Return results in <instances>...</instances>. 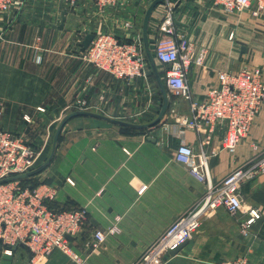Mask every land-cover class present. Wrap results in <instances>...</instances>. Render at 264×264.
<instances>
[{"label": "crops", "instance_id": "1", "mask_svg": "<svg viewBox=\"0 0 264 264\" xmlns=\"http://www.w3.org/2000/svg\"><path fill=\"white\" fill-rule=\"evenodd\" d=\"M152 1L123 0L101 16L91 0H79L74 8L62 0H26L20 10L0 13V127L22 133L39 150L35 168L51 154L65 116L82 110L79 99L87 102L83 110L129 123L150 124L157 118L163 94L148 59L144 74L127 82L95 68L82 45L85 34L108 31L129 41L141 32L144 45L143 19ZM170 1L175 7L176 38L192 45L187 77L193 99H203L218 85L219 71L259 67L264 81V7L256 16L254 5L240 19L212 0ZM165 7L164 2L157 5L149 22L153 56ZM63 11L66 21L60 28ZM204 47L206 57L197 64L194 59ZM155 64L164 82V65L156 59ZM168 97L163 119L147 128L94 116L70 118L51 163L27 178L55 189V207L86 210L85 226L73 243L86 264L138 262L177 218L203 199L205 184L176 159L180 143L208 153L214 183L264 154V102L249 134L230 152L221 144L225 123L212 130L204 124L199 132L182 123L183 116L191 117L189 101L169 91ZM240 195L237 215L219 207L164 264H222L241 256L251 264H264V173L245 182ZM250 207L259 208L263 216L244 233L241 223ZM95 229L106 232L96 248L90 245ZM8 248L0 242V264H31L25 244L11 246V254L6 253ZM39 264L75 263L55 248Z\"/></svg>", "mask_w": 264, "mask_h": 264}, {"label": "built area", "instance_id": "2", "mask_svg": "<svg viewBox=\"0 0 264 264\" xmlns=\"http://www.w3.org/2000/svg\"><path fill=\"white\" fill-rule=\"evenodd\" d=\"M69 7L78 5L79 0H62ZM97 11L104 13L116 8L123 0H91ZM225 12H239L249 8L259 15L264 0H212ZM26 0H0V13L20 10ZM165 11L158 25L154 56L164 65V83L167 90L189 101L191 117H184L182 123L201 132L203 125L210 129L223 122L226 131L221 144L234 152L240 142L249 134L252 124L264 102L263 71L259 67H242L238 72L219 71L218 85L210 88L203 99H193L188 82V67L192 63L191 43L176 38L177 26L174 4L166 0ZM131 26V24H129ZM87 35V34H85ZM84 35V38H85ZM207 48L194 59L203 63ZM86 59L98 70L106 71L115 78L130 81L144 74L147 65L141 32L129 41L114 32H94L90 45L83 50ZM78 107L86 109L85 99H79ZM176 107L171 113L177 112ZM40 110H43L40 108ZM39 150L32 146L22 133L0 127V242L9 247L25 244L31 254V264L42 262L53 249L59 248L75 264H86V259L73 246L67 236H80L86 223L87 212L82 207L58 208L54 206L56 191L45 184L24 186L21 180L1 182L8 177L24 174L35 168ZM177 161L186 165L191 174L206 186L203 199L177 218L159 236L134 264H164L167 257L180 249L201 227L203 221L219 207L231 215H237L242 208L241 186L248 180L264 173V154L255 157L243 166L234 169L220 182L211 178L208 153L182 142L176 150ZM70 182H72L69 179ZM247 218L241 223L244 233L262 218L257 207L247 210ZM114 229L109 230L113 232ZM106 239L103 229H95L90 245L99 247ZM222 264H251L241 256L225 260Z\"/></svg>", "mask_w": 264, "mask_h": 264}, {"label": "water", "instance_id": "3", "mask_svg": "<svg viewBox=\"0 0 264 264\" xmlns=\"http://www.w3.org/2000/svg\"><path fill=\"white\" fill-rule=\"evenodd\" d=\"M165 1L166 0H153L151 2V4L149 5V7L147 8V10L145 12L144 19H143V25H142L145 53H146V56H147V59H148L150 65H151V67L153 69V72H154V74H155V76L157 78L158 84H159V86L161 88V91H162V94H163V104H162L161 110L159 111V114H158L157 118L153 122H151L150 124H134V123L125 122V121H122V120H119V119H116V118H109V117L103 116L101 114H97V113H94V112H91V111H87V110L73 111V112L67 114L65 116V118L62 120V122L59 124V126L57 128V131L55 133V136H54L53 147H52L51 154L49 155L48 159L45 161L44 164H42V165L38 166L37 168L32 169L31 171L26 172L24 174H20V175H16V176H12V177H8L6 179H3L1 182H9V181H14V180H24V179L30 178L32 176H35V175L39 174L41 171H43L51 163V161L54 158V155H55L56 149H57V144H58V141H59V138H60V133H61L65 123L70 118H72L74 116L86 115V116L99 117V118L106 119V120H108L110 122H113V123H116V124H119V125H122V126H125V127L138 128V129L147 128V127H150L152 125H156L157 123H159L163 119V117L165 116V114H166V112H167V110L169 108V97H168L167 88H166L164 82L162 81L161 76H160V74L158 72L157 66L155 64V59H154V56H153V53H152V50H151V47H150L148 29H149L150 18L152 16V13H153L154 9L157 7V5H159V4H161V3L165 2ZM65 21H66V11H63L62 22H61L60 28H64ZM93 38H94V34L93 33H89V34H87L85 36V38H84V40L82 42V45H83L84 49H86L90 45V43L93 40ZM242 52H245V48L244 47L242 48ZM67 237L71 241H74L76 239V237H72V236H67ZM178 250L174 251L172 254L177 253Z\"/></svg>", "mask_w": 264, "mask_h": 264}, {"label": "rangeland", "instance_id": "4", "mask_svg": "<svg viewBox=\"0 0 264 264\" xmlns=\"http://www.w3.org/2000/svg\"><path fill=\"white\" fill-rule=\"evenodd\" d=\"M245 11V10H244ZM96 13H99L98 15L99 16H101L102 15V13H100V12H96ZM105 13V12H104ZM103 13V14H104ZM226 14H234L235 16H238L240 19H243L244 18V16L246 15V14H243V11H235V12H231V13H226ZM95 17H96V15H95ZM94 28H96V26L94 27ZM95 31H99V30H95ZM92 33H94V32H92ZM153 49H155V46L153 47ZM152 50V49H151ZM155 54V53H154ZM146 59H147V56H146ZM171 95H173V96H176V97H179L178 95H176V94H173V93H171V92H169ZM161 105L159 104V106H158V108H159V111L161 110ZM49 157V156H48ZM47 159V158H46ZM45 161L46 160H40V162L38 163V164H40V165H42V164H44L45 163ZM40 165H38V166H40ZM74 243V242H73Z\"/></svg>", "mask_w": 264, "mask_h": 264}, {"label": "trees", "instance_id": "5", "mask_svg": "<svg viewBox=\"0 0 264 264\" xmlns=\"http://www.w3.org/2000/svg\"><path fill=\"white\" fill-rule=\"evenodd\" d=\"M21 182H22V184L24 185V186H29V185H31L32 187H35V186H37V181H33L32 179H24V180H21ZM65 208V207H64ZM67 208V207H66Z\"/></svg>", "mask_w": 264, "mask_h": 264}]
</instances>
